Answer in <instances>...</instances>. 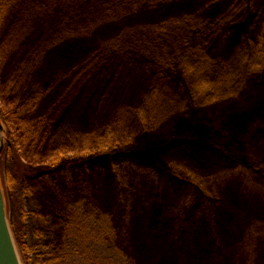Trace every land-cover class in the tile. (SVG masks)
<instances>
[{"label":"rangeland","instance_id":"1","mask_svg":"<svg viewBox=\"0 0 264 264\" xmlns=\"http://www.w3.org/2000/svg\"><path fill=\"white\" fill-rule=\"evenodd\" d=\"M236 3L240 5L236 12L219 19ZM41 5L49 6L45 10ZM18 8L14 19H7L0 39L1 45L8 35L12 33V39L16 35L6 72L26 65L16 95L26 98L30 90L41 91L37 111L48 115L52 131L69 130L72 142L82 143V133L92 136L94 142L80 145L82 150L76 146L74 154L86 151L85 147L92 150L100 134L115 137L113 147L101 150L82 169L88 184L82 195L76 173L66 179L75 181L76 189H70L58 180L61 171L54 178L42 175L46 160L14 158L2 122L0 182L21 263L11 218L19 229L23 227L22 212L29 203L23 186L31 185L36 188L33 195L42 191L40 201L48 211L61 212L69 203L86 198L83 202L99 219L98 229L119 245L125 264H264V70L245 75L236 95L203 104L192 94L193 74L184 71L173 53L170 56L172 38L153 35L154 41L145 42L150 34L146 27L142 33L139 30L148 21L192 14L191 25L173 36L186 30L182 47L189 41L203 45L202 69L214 78L225 62L237 64L240 51H250L249 39L264 42V0H37ZM77 15L85 23L80 25L88 28L65 38L63 27ZM77 48L83 50L78 56ZM36 49L37 57L29 56L28 51ZM54 57L58 65L62 59L69 65L53 70ZM32 66L48 72L32 81L27 75ZM57 77L73 83L80 78L89 85L65 98L71 84L64 89ZM57 85L60 94L53 101ZM158 85L162 96L150 94ZM24 88H29L27 95ZM149 95L154 105L162 106L160 119L143 126L137 109L148 105ZM235 114L245 119L234 132ZM125 130L135 133L126 143L121 139ZM181 138L184 141L177 146ZM74 154L66 153V159ZM117 161L137 166H116ZM178 165L205 175H223L209 185L212 197L194 188ZM58 212L49 215L52 225Z\"/></svg>","mask_w":264,"mask_h":264},{"label":"trees","instance_id":"2","mask_svg":"<svg viewBox=\"0 0 264 264\" xmlns=\"http://www.w3.org/2000/svg\"><path fill=\"white\" fill-rule=\"evenodd\" d=\"M33 2H37V0H0V39L7 24V19L10 18L9 21L14 19L15 12H17L20 5H28ZM41 6H46L45 10H47V6L49 5ZM239 6V3H236L234 6L235 9L232 10L233 7L230 9L231 13L228 11V13L221 16L219 19L223 20L231 16L233 12H236L235 10ZM76 19L77 20H71L70 23H66V27H63L64 32L62 33V36H73L88 28L87 26L80 25L83 23L81 21L83 19L82 16L78 17L77 15ZM137 19L138 18L131 19V21H136ZM49 21L51 22L52 20ZM190 21H193V15L186 13L181 16L167 17L158 22L148 21L146 24L140 25L141 27L139 30L142 33V30H144L143 27H146L150 34V36L145 35V42L154 41V39H152L153 35L159 36L160 38L166 36L172 38V46L171 50H169L170 56L172 57L173 53L176 58L182 61L184 71L187 74H193L192 94L194 97L199 98L201 103L209 104L213 102V100H223L226 97L236 95L243 84L245 75L264 70V42L263 40L254 41L253 39H249V43L251 44L250 51L244 53H241L240 51V60L237 61V64H234V61L233 63L225 62L226 65L222 67L218 75L211 78L208 73L202 69L203 66L205 67L203 45L195 42L191 43V41H189L182 47L180 43L185 40L184 37L188 34V31L186 30L185 33L180 36H173L176 31L183 30V26ZM217 25L220 27L222 23H217ZM200 26L205 25L200 23ZM35 29L38 28L36 27L34 30ZM205 29H207L206 26ZM11 35L12 33L8 35L4 40L5 42L0 45V117L7 128V143L11 146L12 153L14 154L13 157L17 159L19 156L21 158H24L25 156L32 161H37V159L46 160L48 167L42 175H49L54 178L55 173L61 171L58 174V180L60 179V182L62 183L66 182V184L71 187L70 189H76L75 181L66 179L68 177L73 178V176L75 178L74 174L76 173V178L80 183L79 186L82 187L80 194L85 195V186L87 187L88 184H86V178L81 174L82 169L85 168L87 162L89 163V159L97 157L101 150L113 147L115 145L113 143L115 137L113 136V133L109 132L105 136L100 134L97 136L100 142H98L95 147L92 146V150L85 147L87 150L81 152L82 146L80 147V145H89L94 142L91 135L82 133L84 137L81 138L82 143H80V141L72 142L71 138H73L74 135L70 136L71 133L69 130L52 131L50 129V123L52 121H50L48 115L37 111L39 104L38 100L42 95L41 91L37 89L30 90L28 92V97L26 96V98H21L16 95L17 88L20 86L23 76L26 74L24 69L26 65L24 63L18 64L14 70L6 72L7 54L9 48L14 43L16 36L13 33L14 39H12L10 38ZM235 39L236 38L234 37L232 40ZM77 40H79L78 37ZM194 40L195 39H193V41ZM225 40L230 41L231 38ZM138 42L140 43L139 40ZM156 45L157 44H150V47H156ZM179 45L182 47V51L178 49ZM19 47H21V44L17 46V51ZM163 48L164 46L161 44V49ZM51 50L53 51V48ZM37 51V49L32 52L28 51L30 53L29 56ZM81 51L83 50L77 48L76 56H78ZM36 55L37 54H34L31 57H35ZM58 55L59 54L56 56ZM57 63L58 59L54 57L51 63L53 70L57 67L69 65L68 61H64L63 59L60 61L59 65ZM33 68V66L30 67V71L27 72L28 77H31L32 81L34 77L43 76L44 73L48 72L42 71L41 68ZM68 72L71 71L69 70ZM240 73H243L242 77ZM57 79L64 89H67V85L69 86L71 84L70 89H68L65 95H63L65 98L66 96L73 97L74 89L84 86L88 87L89 85H87L86 82H83L80 78L74 80V83L73 79H71V82H69L70 79L65 81L60 77H57ZM56 88V95L54 96L53 101L59 93L58 85ZM28 90L29 88H24V94H26V91ZM161 90L162 89L159 85L155 86L152 88V93L150 94H159L162 96ZM136 97H138V95L135 96V98ZM151 97L152 96L149 95L148 105H146L147 103L142 104L140 107L141 109H137L138 114H140V116L142 115L141 120L144 121L142 122L143 126L157 124L160 119L159 112L162 106L161 104L154 105V101H152ZM233 119L235 125H232L231 130L235 132L241 128V119L244 120L245 118L241 114H235L232 115V120ZM120 124L122 125L121 120ZM149 130L150 129H147L146 131L149 132ZM137 134L139 133H136V135ZM132 135H135V133H128V131L125 130L121 139L124 138V143H126L130 140ZM161 137L164 136L161 135ZM183 141L182 138L178 139L176 145H181ZM76 146L77 148H81V150L79 149L80 152L74 154V148H76ZM24 152L25 155H23ZM66 153H69L70 155L74 154V156L66 159ZM120 164H127L131 168L132 166H137L136 163H133L132 161L123 163L117 161L114 163L116 166H119ZM183 169H181V172L186 174L185 177L191 185L204 193L208 198L213 195V189L209 188V185H215L219 178L223 177V175L215 173L205 175L195 170ZM241 170H245L247 175L252 174L250 170L245 169L242 166ZM239 174H241V172H239ZM79 176L83 177L78 178ZM41 184L43 186V181H41ZM35 191L36 188L34 186H23V195L29 200L26 209L22 212L23 227L19 229L17 221L11 218V226L24 264L126 263V257L124 256L123 251L119 249V245L114 242H109L111 235H107L109 238L107 239L104 231L100 232V229H98L97 225L99 219L93 218L95 213L83 202L86 198H81L76 202L69 203L61 212L48 211V209H43L44 206H42V201H40L41 196L39 195H41L42 191L37 196L33 195V192ZM56 212L60 214L54 217L57 219V223H55L57 225L54 226L55 224L52 225V217H49V215L51 213L56 214ZM55 230L57 231L55 232Z\"/></svg>","mask_w":264,"mask_h":264},{"label":"water","instance_id":"3","mask_svg":"<svg viewBox=\"0 0 264 264\" xmlns=\"http://www.w3.org/2000/svg\"><path fill=\"white\" fill-rule=\"evenodd\" d=\"M5 142L4 126L0 119V152ZM0 264H22L19 258L9 222L7 219L5 198L0 182Z\"/></svg>","mask_w":264,"mask_h":264}]
</instances>
